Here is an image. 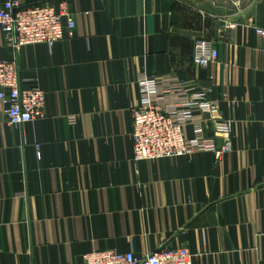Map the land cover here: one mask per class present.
Listing matches in <instances>:
<instances>
[{
  "label": "crops",
  "instance_id": "obj_1",
  "mask_svg": "<svg viewBox=\"0 0 264 264\" xmlns=\"http://www.w3.org/2000/svg\"><path fill=\"white\" fill-rule=\"evenodd\" d=\"M14 1L66 2L75 27L20 49L0 29V60L45 92L44 116L22 125L0 103V264L163 247L188 248L192 264H264V0ZM198 39L218 51L208 67L193 60ZM138 73L196 80L217 101L205 136L220 145L229 123L231 149L135 160Z\"/></svg>",
  "mask_w": 264,
  "mask_h": 264
},
{
  "label": "built area",
  "instance_id": "obj_2",
  "mask_svg": "<svg viewBox=\"0 0 264 264\" xmlns=\"http://www.w3.org/2000/svg\"><path fill=\"white\" fill-rule=\"evenodd\" d=\"M74 27L75 20L66 2L58 6L21 5L4 0L0 5V29L15 49L37 43L53 47ZM255 31L264 37V28ZM194 49L193 60L200 67L210 66L218 56L217 49L206 39H198ZM135 79L139 99L130 107L135 160L179 156L200 149L220 154L231 149L229 123L216 126L222 136L220 145L205 136L204 117L215 114L217 101L208 99L196 80H179L169 73H138ZM0 103L5 106L9 123L22 125L44 116L45 92L36 85L21 87L16 61L5 58L0 60ZM186 125L193 128L191 139L185 135ZM193 257L184 247L159 248L139 259L132 251L107 248L87 253L81 264H192Z\"/></svg>",
  "mask_w": 264,
  "mask_h": 264
},
{
  "label": "rangeland",
  "instance_id": "obj_3",
  "mask_svg": "<svg viewBox=\"0 0 264 264\" xmlns=\"http://www.w3.org/2000/svg\"><path fill=\"white\" fill-rule=\"evenodd\" d=\"M216 4H217V2H216ZM216 4H215V5H216ZM206 5H207V4H206ZM213 6H214V5H213ZM210 7H212V5H211ZM198 36H199V37H204V38L207 37L205 33H201V35H198Z\"/></svg>",
  "mask_w": 264,
  "mask_h": 264
},
{
  "label": "water",
  "instance_id": "obj_4",
  "mask_svg": "<svg viewBox=\"0 0 264 264\" xmlns=\"http://www.w3.org/2000/svg\"><path fill=\"white\" fill-rule=\"evenodd\" d=\"M261 186L264 187V184H262Z\"/></svg>",
  "mask_w": 264,
  "mask_h": 264
}]
</instances>
